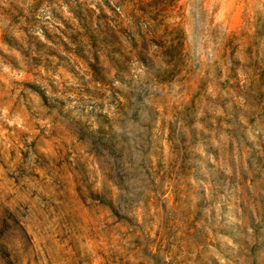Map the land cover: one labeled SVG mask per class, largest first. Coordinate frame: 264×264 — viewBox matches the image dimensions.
<instances>
[{
  "label": "rangeland",
  "instance_id": "374dc122",
  "mask_svg": "<svg viewBox=\"0 0 264 264\" xmlns=\"http://www.w3.org/2000/svg\"><path fill=\"white\" fill-rule=\"evenodd\" d=\"M112 6L0 0V264H264V0H177L172 78Z\"/></svg>",
  "mask_w": 264,
  "mask_h": 264
},
{
  "label": "trees",
  "instance_id": "16d2710c",
  "mask_svg": "<svg viewBox=\"0 0 264 264\" xmlns=\"http://www.w3.org/2000/svg\"><path fill=\"white\" fill-rule=\"evenodd\" d=\"M116 5L119 7V14L121 12H128L130 18L127 29L130 30V41H131V51L135 53V58L141 64H143L147 69L153 70L154 63L153 59L149 55L147 49V42L145 35L142 33L141 29L145 26L146 28H164L163 36H170L168 41L169 45L166 44L161 46L162 56L164 57V62L167 69H165L166 78H172L174 74L177 73L178 67L181 60V48H182V36L178 28H173L170 30L171 26L166 24L167 12L169 8L176 3L177 0H114ZM113 0H105V5L116 11L112 6ZM73 13L76 16L77 20L82 23L83 27L89 25L88 17L85 15L84 10L77 6L73 8ZM111 36H104L101 33L92 36V39L95 43L99 42L102 45V51L107 52L110 55V45H111ZM115 41V40H114ZM142 42V43H140ZM167 43V42H166ZM36 47H40L42 43L40 41L35 42ZM121 51V49H120ZM119 51V52H120ZM121 53V52H120ZM99 56L95 54V64L98 63ZM116 69L121 75V78L124 80L122 74L126 71V68L120 60H116ZM94 68L96 65H92ZM162 70L161 68L159 69ZM168 74V75H167ZM125 81V80H124ZM106 122L102 123V126Z\"/></svg>",
  "mask_w": 264,
  "mask_h": 264
}]
</instances>
